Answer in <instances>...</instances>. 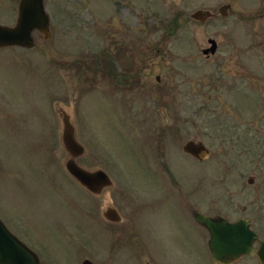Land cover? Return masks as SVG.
<instances>
[{
	"label": "rangeland",
	"instance_id": "obj_1",
	"mask_svg": "<svg viewBox=\"0 0 264 264\" xmlns=\"http://www.w3.org/2000/svg\"><path fill=\"white\" fill-rule=\"evenodd\" d=\"M48 3L54 10L55 32L50 42L41 41V49L30 52L34 62H26L21 50L0 52L3 222L17 230L42 220L45 234L39 231L38 236L46 264H81L84 259L98 264H214L208 234L199 229L193 235L170 198L166 224L161 222L163 227L153 231L151 244L140 236L141 246L112 244L116 236L100 229L89 213L92 199L87 196L88 204L74 187L72 207L67 220L63 218V192L50 189L44 178L50 172L67 189V179L54 165L55 159L66 158L55 111L63 104L73 116L78 141L89 154L130 160V173L121 174L122 182L145 184L152 174H135L133 165L146 158L155 160L159 151L176 174L185 143L203 142L211 155L200 164L199 173L209 175L214 190L210 204L202 201L210 197L201 191V211L229 220L247 218L264 240V0ZM226 4L232 6L228 18L219 13ZM14 8L12 0H0V23L12 19L10 9ZM198 10L216 15L201 23L191 18ZM210 39L219 47L215 55L206 57L202 52L210 48ZM117 78L125 79L121 83ZM33 95L38 97L36 103ZM6 113L20 119L14 127L22 128L18 132L25 143L22 150L16 149L17 135L2 129L9 125ZM31 130L34 144L27 146ZM224 176L228 183L221 182ZM251 176L254 186L248 184ZM170 186L168 181L167 195L172 193ZM146 189L147 184L137 197H143ZM48 191L54 192L52 199L57 201L48 208H59L52 215L42 210ZM245 206L247 212L242 210ZM235 264L260 262L250 256Z\"/></svg>",
	"mask_w": 264,
	"mask_h": 264
},
{
	"label": "flooded vegetation",
	"instance_id": "obj_2",
	"mask_svg": "<svg viewBox=\"0 0 264 264\" xmlns=\"http://www.w3.org/2000/svg\"><path fill=\"white\" fill-rule=\"evenodd\" d=\"M12 2L15 4L14 10L10 9V15L12 19L6 21L5 23H0V26L16 28L20 22H23V19H21V11L23 15H25V19L27 18L29 20L34 19L30 15V12H31L33 3L36 2V0H27V3H25L24 0H14V1L12 0ZM47 2L48 0H43L44 11L48 18L47 28H48L49 37H46V35L41 32L39 26L42 25V23L27 22L28 23L27 28L31 27L30 23H35V27H33V29L29 33L30 37L28 40L29 43H33V46L32 47H24L22 45L9 46V47L0 48V52L4 50L8 51V50H13V49L21 50L22 51L21 56L25 58L26 62H31V63L34 62L33 59H31V57L33 56L31 55L32 53L30 52H33L35 50H40L41 49L39 47L40 42L42 41V44H47V42H50L53 39V34L55 32L54 10L51 9V7L49 6V3L47 4ZM231 10H232V6H231V9L229 10V13ZM13 17H14V22L12 21ZM228 17L229 15L224 18H228ZM172 22L174 26L175 20H173ZM173 26H171V28H173ZM27 32L28 31L26 32L21 31L22 36H23V33H27ZM47 48H48L47 46H44L42 49H47ZM47 50L49 51V48ZM210 56L211 55H208L206 57H210ZM20 61L22 62L23 60H20ZM124 79L125 78H122V79L117 78L118 82H121V83L123 82ZM240 83L239 84L241 86L242 81ZM241 95L242 94H239V96ZM37 99L38 97L36 95H33L32 102L36 103ZM12 108L13 107H10V109ZM33 108L36 109L37 106L34 105ZM55 111H56V108H55ZM162 113H165V112H161V114ZM29 115L30 113L26 111V118ZM4 119L9 122V125L3 127L2 129L7 132H12L17 135L18 142L16 145V149L22 150L25 143L23 142V139L18 136V132H20L22 128L14 127L15 126L14 123L19 122L20 119L18 117H14L9 114L5 115ZM59 122H60V139H61L60 118H59ZM34 134H35L34 130H31V137H29V139H31V142L27 143L26 144L27 146H30L31 143L34 144L33 142ZM191 141L200 142V141H196L195 139H192L185 143V145L182 148L183 153H184V156H183L184 158L178 162L176 174H173L171 172L170 170L171 168L169 167L167 160L164 158L166 155L164 154L163 151H159L157 153L158 158H155V160H153L152 158H146V159H142L141 162L138 163V165L137 164L133 165L134 167H136L135 169H133L135 174L140 175L142 173H148V172L152 174L150 175V177H148V180L145 184L144 182L141 181L138 186L136 185V183L131 184V182L121 181V180H124L123 178H121L122 173H125V174L126 172L130 173L131 169L128 167L129 165L127 164L128 162H130V160L120 159V158H117L115 155H112L113 157L111 156L112 157L111 159L105 160L99 156L100 154L99 155L89 154L88 150L85 149V153L79 159L78 165L87 171H101L107 177V178L105 177L101 179V183L99 184V187H98V193L94 194L93 192L83 187L78 181H76L68 173L67 162L69 161L70 156L65 150V148L63 147L62 140H60V145L65 150L66 158L63 160L55 159L54 165H56L57 169L59 168L58 169L59 172L63 173L62 175L67 179V183H68L67 189L69 191H67V189H65L62 185H60L56 179L55 180L52 179L50 172L45 173L44 178L48 182L50 189H54V191L57 192L58 194L63 192L64 212L62 216L63 218L66 217V220H67V210L68 208L72 207L71 205L72 187L75 188L76 192L85 195L84 199L86 200L88 204H90V202L87 199V196L90 197L93 202L92 204H90L89 213L91 214V216L95 217L96 219L95 221L100 229L104 231L106 229L108 231H112L113 235L116 236V238L112 239L113 241L112 244L117 245L116 243L119 244L121 242L125 245H128L130 243L132 245L138 244L139 246H141L140 244L142 242V238H140V236H142L144 238V241H146L148 244H151V241L155 239V236H154L155 234H153V231L157 232L158 229L163 227L161 225V222H164V224H166L164 215H166L165 209L167 208V202H168L167 198L174 200L175 208H177L182 213L183 217L185 218L184 221L189 223V227L191 228L192 232L194 230L193 235L197 236L199 229H202L208 234L209 240H210V234L208 230L199 224V222L196 219V213H203L204 215L208 217H212V218L218 217V216H222L224 218L226 217L221 214H211L210 212L207 213V212L201 211L200 209V205L202 201L207 202V204H210L209 200L212 199V197L210 196V193L213 192L214 189H213V186H211L210 184L211 182H210L209 175L201 176L199 173L200 164L205 163L207 159L204 161H201L197 157L193 156L192 154L186 153L184 151L186 144ZM20 151H18V153ZM133 153H134V150L132 149V154ZM31 155H32V149H30V151H26L27 160L31 157ZM3 157H5V155ZM142 179L144 180L145 176ZM168 181L171 184L170 190L172 191V193L168 194L170 197H168L167 191L165 190L166 183ZM221 182L228 183L229 181L227 179V176H224V178L221 179ZM255 182L256 180L254 176H251L248 179L249 186H254ZM38 183L39 182H37L36 184L39 185ZM146 184H147V189L145 191L143 190L144 196L137 197V193L140 194L142 188L145 189ZM136 188L140 189V191H136ZM202 190L205 191L210 198H208L207 200L204 198V200L201 201L200 193ZM53 193H54L53 191L47 192V194L45 195L46 205H45V208H42V210L47 211V213L50 212L51 215H52V212L59 210V208H55V209L48 208L50 202L57 203L55 199H52L54 195ZM74 201L77 202L76 199H74ZM242 210L247 212L248 209L245 206L243 207ZM82 214H83V217L86 218L85 217L86 215L83 209H82ZM54 216H55V213H53V218ZM241 219H246V218H239L235 220H229L228 218H226V220L230 223L237 222ZM177 222L178 220H175V224ZM30 225L31 227H27V226L21 227V228H18L17 230L13 227V230H11L5 224V226L10 230V232L13 235H15L22 243H24L28 248H30L35 254H37V256L40 259L41 264H46V261L44 260V258L42 259L43 251L40 249L41 248L40 247L41 244L39 243L40 236H38L39 231L44 236L45 229H46L45 224L42 222V220H40L36 223V225H32V224ZM61 225L62 224H60L59 226V231H61L60 230ZM64 232H65L64 234L67 237V230H64ZM99 233L102 234V231H99ZM136 237H138V239H135ZM209 240L208 242H206L207 246H208ZM194 241L196 240L194 239ZM175 243H178V242L176 241ZM34 248L38 252H36ZM245 257H250V256H243L240 260H242ZM251 257H254V256H251ZM86 260H90V259H84L81 264H83V262ZM103 264H106V263H103ZM146 264H149V263H146Z\"/></svg>",
	"mask_w": 264,
	"mask_h": 264
},
{
	"label": "water",
	"instance_id": "obj_3",
	"mask_svg": "<svg viewBox=\"0 0 264 264\" xmlns=\"http://www.w3.org/2000/svg\"><path fill=\"white\" fill-rule=\"evenodd\" d=\"M24 2L27 3V0H24ZM230 9V4L224 5L219 9V13L222 17H227ZM30 15L34 19H25V15L21 11V19H23V22H20L16 28L0 26V48L20 45L32 47L33 43H29L28 40L30 37L29 33L35 27V23H30L31 27L27 28V22L42 23L39 26L40 30L46 37H49L47 28L48 18L44 11L43 0H36L33 3ZM215 15L207 10H198L191 15V18L204 23L214 18ZM21 31L28 32L23 33L22 36ZM209 44L211 45L210 48L203 50V54L207 56L215 55L218 49L217 41L210 39ZM56 110L61 121L62 145L70 156L67 162V171L83 187L97 194L101 179L105 178L106 175L101 171H87L78 165L79 159L85 153V148L77 139L73 116L67 112L66 105L60 104ZM184 151L192 154L201 161L208 159L211 155L210 150L203 142L191 141L186 144ZM196 219L210 234L208 247L215 264H234L245 255L257 256L260 263L264 264V240L252 229L250 220L241 219L237 222L230 223L222 216L212 218L203 213H196ZM256 243H259L258 248L255 247ZM0 264H41L37 254L13 235L1 219ZM83 264L96 263L86 260Z\"/></svg>",
	"mask_w": 264,
	"mask_h": 264
}]
</instances>
